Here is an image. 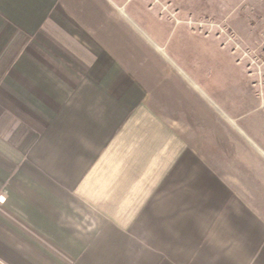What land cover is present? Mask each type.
<instances>
[{"label": "crops", "instance_id": "0c3cea01", "mask_svg": "<svg viewBox=\"0 0 264 264\" xmlns=\"http://www.w3.org/2000/svg\"><path fill=\"white\" fill-rule=\"evenodd\" d=\"M168 1L176 20L148 0H0V264H148L150 223L133 211L158 209L150 197L264 194V106L244 61L181 22L192 2ZM198 36L225 58L182 51Z\"/></svg>", "mask_w": 264, "mask_h": 264}, {"label": "rangeland", "instance_id": "374dc122", "mask_svg": "<svg viewBox=\"0 0 264 264\" xmlns=\"http://www.w3.org/2000/svg\"><path fill=\"white\" fill-rule=\"evenodd\" d=\"M148 1L152 7H159L161 13H158L161 16L176 18L175 6L168 0ZM181 1L184 4L189 1L190 5L192 2L190 11L180 4L181 13L186 15L184 19L179 18L181 22L198 34L218 39L223 50L232 51L237 59L244 61L246 74L250 76L252 86L259 94L264 106V0ZM194 4H196L195 7H193ZM6 36L5 34V39ZM19 37L23 48L24 43L27 44L30 38L25 34ZM182 37L178 32L170 33V38L174 43L177 42L176 39L184 40ZM229 37L240 43L249 53L250 59L260 64V68L254 66L256 63H251L250 59L241 58L233 48ZM186 41L182 51L194 52L196 59L210 58L211 54L213 59L225 58L224 55L216 54L210 41L203 40L199 36L198 38H187ZM0 56H3L1 51ZM258 70L260 74L257 73ZM3 92L5 97L12 98L13 95L7 88ZM0 134H9L8 129L5 131L0 129ZM245 181L248 182V179ZM256 182L258 185L259 183L261 186L264 185L263 180H256ZM255 189L246 185L242 189H233L250 191V193L225 195L223 196L224 205L219 204L222 202L216 204L200 202L204 200V196L187 194L188 188L183 184L179 187L166 188V193L163 195L150 197L149 207L158 208L149 211L150 214L152 213L150 216L146 217L148 211H133L134 218H143L144 221L150 223L147 236L142 242L148 245L149 252L154 257L148 264H264V194H252L251 191ZM194 197H196L195 202ZM2 199L0 196V201ZM228 206L234 209L228 211L220 209V207ZM155 217L160 218L162 222L158 228L151 227V223H156V220H153ZM237 219L253 220L261 226L245 227L242 221L237 226ZM131 229L135 232L139 226ZM156 229L162 230L163 237L160 233L157 235L154 232ZM259 229L262 231L258 236L254 230L259 232ZM253 235L257 236V242L250 249L251 253H248V246L253 245L251 243ZM155 245H158L160 249L156 250L153 247Z\"/></svg>", "mask_w": 264, "mask_h": 264}, {"label": "built area", "instance_id": "2783aa9c", "mask_svg": "<svg viewBox=\"0 0 264 264\" xmlns=\"http://www.w3.org/2000/svg\"><path fill=\"white\" fill-rule=\"evenodd\" d=\"M229 39L232 41L233 48L240 54L241 58H248V59L251 58L249 53L240 43L234 41L231 37H229ZM250 60H251V63L253 64L256 63L254 66L260 68V64H257V62L254 59H250ZM257 73L260 74V71L258 70Z\"/></svg>", "mask_w": 264, "mask_h": 264}]
</instances>
